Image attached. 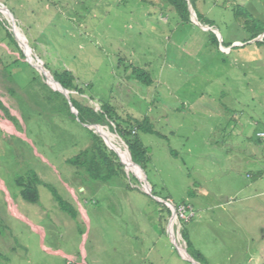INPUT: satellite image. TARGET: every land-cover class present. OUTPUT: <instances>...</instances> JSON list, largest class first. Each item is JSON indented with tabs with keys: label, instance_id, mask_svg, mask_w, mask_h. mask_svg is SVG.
<instances>
[{
	"label": "rangeland",
	"instance_id": "374dc122",
	"mask_svg": "<svg viewBox=\"0 0 264 264\" xmlns=\"http://www.w3.org/2000/svg\"><path fill=\"white\" fill-rule=\"evenodd\" d=\"M0 7L21 33L0 10V264H191L169 237L186 258L182 230L203 264H264V41L251 39L264 31V0H194L199 23L213 30L182 21L164 0ZM18 42L30 63L67 70L85 87L70 98L146 119L155 131L137 133L146 180L192 218L171 220L145 193L143 174L130 171L107 126L95 128L120 142L124 177L101 182L68 163L91 133L66 114ZM134 68L152 83L131 78ZM32 174L35 204L17 186Z\"/></svg>",
	"mask_w": 264,
	"mask_h": 264
},
{
	"label": "trees",
	"instance_id": "16d2710c",
	"mask_svg": "<svg viewBox=\"0 0 264 264\" xmlns=\"http://www.w3.org/2000/svg\"><path fill=\"white\" fill-rule=\"evenodd\" d=\"M164 1L175 11L182 21H190V11L185 0ZM190 3L193 8L194 0H190ZM263 33L264 31H261L251 39L256 38L258 35H262ZM49 74L69 93L74 91L76 93L83 94L86 90L83 85L77 83L72 73L67 70L55 72L53 74L49 72ZM131 78L139 81L142 84H145L146 86H149L152 83L149 75L146 72L136 68L132 69ZM87 87L89 88V85H87ZM53 93L59 102H63V107L66 110V114L72 119L76 120V117L72 113L71 108L64 96L58 92L53 91ZM70 101L77 111V122L82 125H99V127L105 129L107 128L103 126H107L110 131H114L127 146L132 162L139 166L145 173L146 166L149 163L148 151L139 140L137 133L139 129L145 133H155V131L152 129V126L146 121V119L137 121L130 118H120L114 108L106 104H101L98 109H93L92 107L80 104L73 98H70ZM88 131L91 133L90 146L80 152L74 158L68 160V163L75 167L85 169L93 180L109 182L117 176L119 177L122 175L124 177L125 165L120 162L118 156L106 147L101 137L94 134L91 130ZM38 183L39 181L37 177L33 174L27 178L25 182L17 181V186L20 187V197L29 203H37L38 192L36 186ZM152 194L156 196L154 194L153 188ZM53 196L57 197L56 199L59 201L60 208L68 213L72 218H74L75 214L73 210L67 205L63 204L56 194H53ZM161 206L167 212V214H170V210L167 207L162 204ZM181 236L186 244L187 253L199 264H203L204 259L202 254L193 249L191 241L188 239L183 230Z\"/></svg>",
	"mask_w": 264,
	"mask_h": 264
},
{
	"label": "water",
	"instance_id": "95a60500",
	"mask_svg": "<svg viewBox=\"0 0 264 264\" xmlns=\"http://www.w3.org/2000/svg\"><path fill=\"white\" fill-rule=\"evenodd\" d=\"M185 1H186L187 4H188V8H189V11H190V17H191L192 21H193L197 26H199L200 28H202L203 30H213L211 27H209V26H207V25H203L204 27L201 26V24H200L199 21L197 20V17H196V15H195V12H194V10H193V8H192V6H191L190 0H185ZM3 7L6 9L5 6H3ZM6 11H7V13L10 15V17H12L11 14L8 12L7 9H6ZM12 20H13V17H12ZM13 21H14V20H13ZM9 22L11 23L10 26L12 27V22H11L10 20H9ZM13 24H14V23H13ZM12 33H13V30H12ZM259 37H260V36H259ZM259 37L257 38V40H259ZM261 37H262V38L264 37V33H263V35H261ZM262 38H261V39H262ZM261 39H260V40H261ZM18 43H19V42H18ZM19 47H21L20 43H19ZM21 48H22V47H21ZM222 48H224V47H222ZM226 49H228V48H226ZM22 53H23V55H24L26 61H28V63H29V64H30L35 70H37V71L39 72V74L43 77V80H44L45 84H46L47 86H49L53 91L58 92V93H60L61 95L64 96V98L66 99V101L68 102V104H69V106H70V108H71L72 113L74 114V116L76 117V120L78 121V119H77V111H76V109L73 107V105L71 104L70 96H69V92H67V91H66V90H65V89H64V88H63L58 82H56V81L53 79V77H52V76L49 74V72L43 67V65H41V66H35V65H33L32 63H30V61L28 60L27 55H26V53H25V50H24L23 48H22ZM43 72H44V73H43ZM48 77L52 78V80H54V82H56V84H57L58 87H59L58 89H54L53 87L50 86V84H49V82H48ZM83 126L86 127L87 129L91 130L94 134H96V132L93 130V127H99V125H86V124H84ZM96 135L99 136V137H101V136L98 135V134H96ZM115 135H116V136L119 138V140L122 142V144H123V149H124L125 153H127L128 157H129V162H130L132 165L138 167L139 170L141 171V173L143 174V179H140V178H139V180L143 183V185H144V187H145V189H146V192H145V193H146L149 197H152L156 202L164 204V205L170 210L171 220H172L173 218H176V209H175V208H174L169 202H167V201H163V200L157 198L156 196H154V195L152 194L151 186L149 185V183H148L147 180H146V175L144 174V171H143L139 166H137L135 163L132 162V160H131V158H130V154H129L128 149H127V146L123 143V140H122L117 134H115ZM101 138H102V137H101ZM102 139H103V138H102ZM103 141H104L106 147H107L109 150L113 151V152L118 156V158L120 159V162L124 164V162L121 160V158H120L118 152L115 151L113 148H111V147L107 144V142H106L104 139H103ZM169 237H170V240H171V242L173 243L175 249L177 250L178 254L180 255V257H181L182 259H184L185 261H187V262H189V263H191V264H199L197 261H195V260H194V259H193V258L187 253L186 250H185V254H186V257H187V258H184V257L180 254V252H179V250H178V247H177V244H176L175 241L172 239V234H171V232H170V234H169Z\"/></svg>",
	"mask_w": 264,
	"mask_h": 264
},
{
	"label": "bare ground",
	"instance_id": "6f19581e",
	"mask_svg": "<svg viewBox=\"0 0 264 264\" xmlns=\"http://www.w3.org/2000/svg\"><path fill=\"white\" fill-rule=\"evenodd\" d=\"M0 10H1V13H2V11H4V8H2V7H0ZM5 12V11H4ZM5 14H6V16H7V18H8V20H10L11 22H12V30L13 31H16L18 34H20L21 35V33H20V31H19V29L17 28V26L15 25V23L10 19V17H9V15L5 12ZM14 23V24H13ZM40 66V65H39ZM48 81L50 82V77H48ZM51 81H52V84H53V87L54 88H56V89H58L59 87H58V85L51 79ZM93 130L96 132V134H98V135H101V134H99L97 131L98 130H100L99 128L98 129H96L95 127H93ZM97 130V131H96ZM100 131H103L106 135H105V138L107 137L109 140H110V142H111V144L113 145V147H111V148H113V149H115V151H116V149H122L121 148V144H120V142L118 141V140H116L115 139V137L113 136V135H111V134H109V133H107L106 131H104V130H100ZM101 137H102V135H101ZM105 141H106V139L104 138V136L102 137ZM107 142V141H106ZM108 144V143H107ZM124 150V149H123ZM127 159H126V163L129 165V168H130V171L132 170V171H134L135 172V170L137 169V168H133L132 166V164L129 162V157H128V155H127V157H126ZM132 165V166H131ZM137 171V170H136ZM140 171V170H139ZM181 246V245H180ZM184 256H186V254L184 255ZM187 258V257H186Z\"/></svg>",
	"mask_w": 264,
	"mask_h": 264
},
{
	"label": "built area",
	"instance_id": "2783aa9c",
	"mask_svg": "<svg viewBox=\"0 0 264 264\" xmlns=\"http://www.w3.org/2000/svg\"><path fill=\"white\" fill-rule=\"evenodd\" d=\"M261 135H264L261 134ZM188 211V208L187 207H178L176 208V214L179 216L180 219L182 220H186V219H190L193 217V212L190 211V213L188 215H186V212Z\"/></svg>",
	"mask_w": 264,
	"mask_h": 264
},
{
	"label": "crops",
	"instance_id": "0c3cea01",
	"mask_svg": "<svg viewBox=\"0 0 264 264\" xmlns=\"http://www.w3.org/2000/svg\"><path fill=\"white\" fill-rule=\"evenodd\" d=\"M16 210V209H15ZM16 213L18 214V212L16 211ZM19 215V214H18ZM20 216V215H19ZM35 227V226H34ZM37 228H39V227H37ZM40 229V228H39ZM50 253H54V254H61V255H63L60 251H53V250H51V249H47ZM64 256V255H63ZM67 258H71L70 256H66Z\"/></svg>",
	"mask_w": 264,
	"mask_h": 264
}]
</instances>
